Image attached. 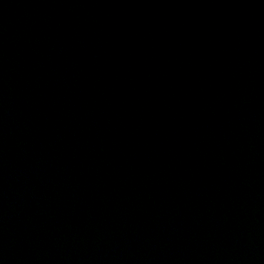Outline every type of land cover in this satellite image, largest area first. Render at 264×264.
Wrapping results in <instances>:
<instances>
[{
  "label": "water",
  "instance_id": "1",
  "mask_svg": "<svg viewBox=\"0 0 264 264\" xmlns=\"http://www.w3.org/2000/svg\"><path fill=\"white\" fill-rule=\"evenodd\" d=\"M0 264H264V0H0Z\"/></svg>",
  "mask_w": 264,
  "mask_h": 264
}]
</instances>
